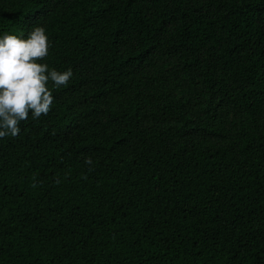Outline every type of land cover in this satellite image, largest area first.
<instances>
[{"label":"trees","instance_id":"obj_1","mask_svg":"<svg viewBox=\"0 0 264 264\" xmlns=\"http://www.w3.org/2000/svg\"><path fill=\"white\" fill-rule=\"evenodd\" d=\"M35 26L73 76L0 138V264H264V0H0Z\"/></svg>","mask_w":264,"mask_h":264},{"label":"clouds","instance_id":"obj_2","mask_svg":"<svg viewBox=\"0 0 264 264\" xmlns=\"http://www.w3.org/2000/svg\"><path fill=\"white\" fill-rule=\"evenodd\" d=\"M50 41L42 26H35L27 38L15 34L0 36V138L15 137L19 124L47 115L54 102L49 83L66 87L73 76L41 63L49 54ZM91 164V159L86 160ZM35 186V185H34Z\"/></svg>","mask_w":264,"mask_h":264}]
</instances>
